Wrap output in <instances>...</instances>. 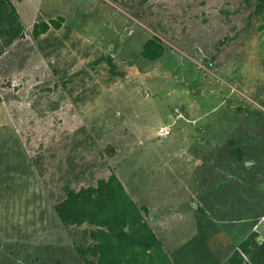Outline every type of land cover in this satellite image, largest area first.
Segmentation results:
<instances>
[{
    "label": "rangeland",
    "instance_id": "1",
    "mask_svg": "<svg viewBox=\"0 0 264 264\" xmlns=\"http://www.w3.org/2000/svg\"><path fill=\"white\" fill-rule=\"evenodd\" d=\"M10 1L23 31L0 59V163L22 160L40 187L0 192V264H78L48 199L63 185L52 174L72 175L69 156L71 187L114 172L179 264L224 257L219 230L233 248L252 232L264 241V19L253 2ZM50 21L59 28L34 39ZM153 38L164 54L145 60Z\"/></svg>",
    "mask_w": 264,
    "mask_h": 264
},
{
    "label": "trees",
    "instance_id": "2",
    "mask_svg": "<svg viewBox=\"0 0 264 264\" xmlns=\"http://www.w3.org/2000/svg\"><path fill=\"white\" fill-rule=\"evenodd\" d=\"M246 1L253 2V14L264 19V0ZM50 27L58 29L59 24H34L32 37L38 39ZM22 31L13 3L0 0V55L22 36ZM163 54L164 47L156 38L142 47L145 60L155 61ZM77 145H72L74 151ZM74 168L71 176L59 178L63 185L57 192L48 191V199L78 264H179L153 232L147 210L133 201L114 172L95 185L74 188L70 185L78 178L73 176ZM214 264H264V241H257L252 233Z\"/></svg>",
    "mask_w": 264,
    "mask_h": 264
},
{
    "label": "crops",
    "instance_id": "3",
    "mask_svg": "<svg viewBox=\"0 0 264 264\" xmlns=\"http://www.w3.org/2000/svg\"><path fill=\"white\" fill-rule=\"evenodd\" d=\"M12 2V1H11ZM15 6V5H14ZM16 8V7H15ZM17 12L18 9L16 8ZM30 25V24H29ZM28 26V25H27ZM43 36V35H41ZM22 37V36H21ZM19 39V38H18ZM18 39L16 41H18ZM16 41H14L13 43H15ZM12 43V44H13ZM11 44V45H12ZM3 54L0 55V59L1 56ZM72 148V147H71ZM73 152V149H71ZM4 163H0V192H4V193H29L32 191H39V180L36 178L35 176H30V173H26V170H29L28 168L30 167V165L28 166V164L23 163L22 160L21 161V168L18 167V164H16L17 162L14 161V159L9 158V159H3L2 160ZM73 158L72 156H69V160H68V164L70 166V170L72 171V169L74 168L73 164ZM11 164V165H10ZM24 164V165H23ZM25 166V167H24ZM18 169V170H16ZM61 169V168H60ZM62 169L59 170L56 174L53 173L52 176L53 177H58L56 179L57 182L60 181L59 178H62L63 174H62ZM68 176V175H67ZM31 177L33 179H31ZM120 180V179H119ZM40 183V182H39ZM41 185V184H40ZM44 187H45V183H44ZM125 188V187H124ZM126 190V189H125ZM43 191V190H42ZM46 191V190H45ZM127 192V191H126ZM128 193V192H127ZM134 201V200H133ZM135 202V201H134ZM136 203V202H135ZM254 215V214H253ZM259 215V214H257ZM251 219H252V215H251ZM247 221H244L246 224H250L249 221V217L246 218ZM148 221V220H147ZM149 225L151 226L153 232L155 233V235L158 237V235L156 234V232L154 231L151 223L148 221ZM223 229V228H222ZM252 231V230H251ZM253 233V232H252ZM252 233H249L252 234ZM248 235V236H249ZM247 236V237H248ZM246 237V238H247ZM245 238V239H246ZM159 239V237H158ZM231 237H229V235L226 233L225 234V230H219L218 231V245H216V249L218 248V250L220 251V253L223 252H228L231 248H233L231 245ZM244 239V240H245ZM161 241V239H159ZM162 242V241H161ZM163 244V242H162ZM164 246V244H163ZM165 248V246H164ZM235 248V247H234ZM237 248V247H236ZM165 250L167 251V249L165 248ZM168 253V251H167ZM169 254V253H168ZM224 256V255H223Z\"/></svg>",
    "mask_w": 264,
    "mask_h": 264
}]
</instances>
